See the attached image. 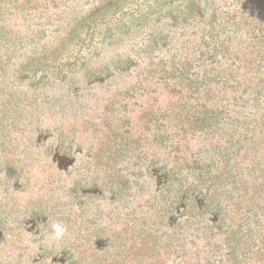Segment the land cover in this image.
Listing matches in <instances>:
<instances>
[{
  "label": "rangeland",
  "instance_id": "1",
  "mask_svg": "<svg viewBox=\"0 0 264 264\" xmlns=\"http://www.w3.org/2000/svg\"><path fill=\"white\" fill-rule=\"evenodd\" d=\"M196 1L0 0V264H264V0Z\"/></svg>",
  "mask_w": 264,
  "mask_h": 264
},
{
  "label": "clouds",
  "instance_id": "2",
  "mask_svg": "<svg viewBox=\"0 0 264 264\" xmlns=\"http://www.w3.org/2000/svg\"><path fill=\"white\" fill-rule=\"evenodd\" d=\"M50 229L45 236V241L49 248L59 244L68 232L67 227L62 221H53L50 224Z\"/></svg>",
  "mask_w": 264,
  "mask_h": 264
},
{
  "label": "trees",
  "instance_id": "3",
  "mask_svg": "<svg viewBox=\"0 0 264 264\" xmlns=\"http://www.w3.org/2000/svg\"><path fill=\"white\" fill-rule=\"evenodd\" d=\"M120 0H110V1H108L107 0V3L106 4H103V6H101L100 7V9L103 11V10H109V9H112L113 7H119L120 6V4H118L117 2H119ZM179 1V0H178ZM156 2H157V0H156ZM183 2L185 3V4H187L188 3V13H190V14H192V15H194L195 13H197V15H200V14H202L201 12V10L199 9L198 11L195 9V6H196V3H197V1L196 0H183ZM99 9V10H100ZM99 10L97 11V13L99 12ZM96 13V14H97Z\"/></svg>",
  "mask_w": 264,
  "mask_h": 264
}]
</instances>
